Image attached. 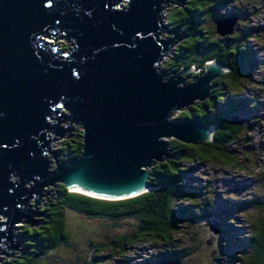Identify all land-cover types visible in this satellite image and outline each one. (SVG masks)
Returning <instances> with one entry per match:
<instances>
[{
	"label": "water",
	"instance_id": "95a60500",
	"mask_svg": "<svg viewBox=\"0 0 264 264\" xmlns=\"http://www.w3.org/2000/svg\"><path fill=\"white\" fill-rule=\"evenodd\" d=\"M188 2L0 0V254L19 248L16 223H42L46 186L61 183L105 199L137 196L154 188L149 169L170 158L166 138L212 140L214 125L172 118L208 99L212 82L228 70L210 60L188 82L189 69L159 68L188 37L170 28L163 12ZM238 20L216 18L217 34L232 35ZM62 36L70 48L46 39ZM74 124L83 130L82 152L61 160L53 145ZM208 225L220 231L218 221Z\"/></svg>",
	"mask_w": 264,
	"mask_h": 264
},
{
	"label": "trees",
	"instance_id": "16d2710c",
	"mask_svg": "<svg viewBox=\"0 0 264 264\" xmlns=\"http://www.w3.org/2000/svg\"><path fill=\"white\" fill-rule=\"evenodd\" d=\"M235 0H189L186 7L175 6L169 10V19L173 27L180 28L188 37L173 48L172 60L165 67L178 71L198 68L193 74L196 80L204 72L206 62L212 60L228 71L212 82L210 97L198 101L175 116L176 122L198 121L214 125L212 140L202 145L186 144L176 139L170 142L171 156L163 162L152 166L149 183L154 188L137 196L123 199H105L71 189L64 184L52 187V198L44 206V216L39 226L21 224L19 232L20 247L12 257L5 258L2 264H41L42 259H50L52 252L61 248L75 254L73 264H101L100 253L109 247L111 251L123 253L128 244L141 242L142 239L160 240L164 245H172L177 227L186 219H204L205 209L198 212L193 208L195 198L186 187L185 179L190 174L187 164L207 162L210 160L231 164L235 159L228 148L236 141L243 129L245 118L240 114L245 103L229 97L228 91H237L252 74L254 64L250 60L249 50L239 42L238 37L216 38V32L205 26L207 19L218 18V11ZM167 9V8H166ZM216 27V25H215ZM65 41L68 40L63 37ZM231 40H234L232 43ZM69 43H71L69 41ZM64 47V46H63ZM68 47V46H65ZM249 54V55H248ZM252 107V106H251ZM237 116L240 123L232 122ZM82 128L74 127L71 137L65 138L59 148L61 160L77 158L83 149ZM188 203V205L185 204ZM192 203V204H191ZM68 210H73L84 218L98 217L112 221L123 218L136 219L135 230L130 234L117 235L107 244L93 242L89 231H94L91 224L84 227L89 241L85 256L80 254L77 246L83 245L73 241L68 227ZM89 213V214H88ZM85 219V220H86ZM88 221V220H87ZM253 254L243 264H264V224L257 221L251 237ZM190 251L164 253L158 260L148 259L143 264H159L168 260L186 258ZM62 264H68V258H59Z\"/></svg>",
	"mask_w": 264,
	"mask_h": 264
},
{
	"label": "rangeland",
	"instance_id": "374dc122",
	"mask_svg": "<svg viewBox=\"0 0 264 264\" xmlns=\"http://www.w3.org/2000/svg\"><path fill=\"white\" fill-rule=\"evenodd\" d=\"M126 5L127 1L120 8ZM175 6L173 4L168 6L163 12L167 23L171 22L168 12ZM232 13L239 17L232 37H238V41L250 51L248 55L254 64L250 68L252 75L247 78L244 85L237 91H228V97L224 100L227 102L231 97L245 103V107L242 106L239 112L246 120L244 127L236 141L228 148L235 162L224 164L221 161L210 160L187 164L190 174L185 182L195 198L196 205L193 210L198 212L205 209L208 217L186 219L181 222L176 229L174 243L169 246L164 245L159 239L154 241L142 239L141 242L128 244L123 253L111 251L107 247L99 255L101 264H143L148 259L158 260L164 257V253L183 251L192 253L186 258V264H243L253 254L251 237L254 228L257 221L264 224V0H235L219 10L217 15L229 17L227 15ZM204 23L206 27L216 32L213 19H207ZM170 28L176 27L170 24ZM170 35L165 33L163 37L167 38ZM216 38H221L217 32ZM46 39L48 43H56L62 49L72 46V43L65 41L63 37ZM172 56L173 52L159 64V68L168 69L165 66L172 60ZM198 71L199 69L195 67L189 69L184 75L186 80L194 81L193 74ZM179 112L181 111L173 115L174 121ZM62 125L66 127L69 123L63 122ZM74 127L75 124L72 132ZM69 137L71 136L59 138L53 148L59 152L63 140ZM165 140L170 146L172 138ZM52 187L55 186L45 187V195L38 206L42 211L53 196ZM32 203L34 204V201ZM185 204L188 205L186 202ZM67 213L73 241L83 244L77 246L81 248L80 254L83 256L87 255L86 250L89 246V241L84 244L86 239L84 227L87 224H91L95 229L88 232L93 242L102 241L106 244L115 236L130 234L136 229V219L130 217L112 221L98 217L86 219L73 210H68ZM2 220L5 221L6 218L3 217ZM215 221H218L220 226L218 233L208 225L212 222L214 228ZM21 224L22 222L16 223L13 229L14 244L20 240ZM17 251L19 248L12 250L10 255L0 254V264ZM67 251L61 248L57 252H52L50 259H42L41 264H62L59 259H54V256L68 258L66 262L73 264L77 256Z\"/></svg>",
	"mask_w": 264,
	"mask_h": 264
},
{
	"label": "flooded vegetation",
	"instance_id": "af4514ba",
	"mask_svg": "<svg viewBox=\"0 0 264 264\" xmlns=\"http://www.w3.org/2000/svg\"><path fill=\"white\" fill-rule=\"evenodd\" d=\"M235 15H237V14H236V13H232V14L227 15V16H235ZM237 16H238V15H237ZM226 37H231V38H233L232 35H229V36H226Z\"/></svg>",
	"mask_w": 264,
	"mask_h": 264
},
{
	"label": "bare ground",
	"instance_id": "6f19581e",
	"mask_svg": "<svg viewBox=\"0 0 264 264\" xmlns=\"http://www.w3.org/2000/svg\"><path fill=\"white\" fill-rule=\"evenodd\" d=\"M77 191H79V190H77Z\"/></svg>",
	"mask_w": 264,
	"mask_h": 264
},
{
	"label": "clouds",
	"instance_id": "9594fccd",
	"mask_svg": "<svg viewBox=\"0 0 264 264\" xmlns=\"http://www.w3.org/2000/svg\"><path fill=\"white\" fill-rule=\"evenodd\" d=\"M63 37V36H62ZM60 48V47H59Z\"/></svg>",
	"mask_w": 264,
	"mask_h": 264
}]
</instances>
